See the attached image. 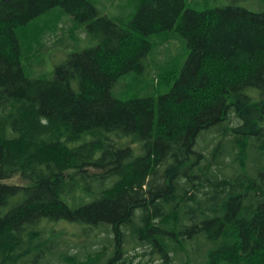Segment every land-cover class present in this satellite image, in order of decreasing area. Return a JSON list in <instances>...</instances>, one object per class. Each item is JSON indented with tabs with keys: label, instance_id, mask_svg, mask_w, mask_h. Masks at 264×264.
Here are the masks:
<instances>
[{
	"label": "trees",
	"instance_id": "obj_1",
	"mask_svg": "<svg viewBox=\"0 0 264 264\" xmlns=\"http://www.w3.org/2000/svg\"><path fill=\"white\" fill-rule=\"evenodd\" d=\"M131 2L0 0V264H264V10ZM58 9L96 43L29 76L22 30ZM171 33L162 89L114 96ZM65 223L107 235L69 254Z\"/></svg>",
	"mask_w": 264,
	"mask_h": 264
},
{
	"label": "rangeland",
	"instance_id": "obj_2",
	"mask_svg": "<svg viewBox=\"0 0 264 264\" xmlns=\"http://www.w3.org/2000/svg\"><path fill=\"white\" fill-rule=\"evenodd\" d=\"M91 1L100 12L112 18L127 17L133 11L131 0ZM226 4H237L257 12L264 10V0H186V7L197 9ZM73 22L74 20L70 15L58 9L49 24L41 21L40 23L30 24L22 30V64L29 76H51L55 66L62 64L71 53L96 43V40L87 35L84 26H76ZM151 41L153 47L144 61L143 72L138 75L128 74L121 77L113 86L112 94L117 98L124 100L157 93L162 89L159 84V74L162 67L165 69H179L184 64L187 49L184 41L179 36L171 33L166 39H163L159 35H153ZM167 74L170 73L167 72ZM213 136V133L208 134L210 139ZM133 147L135 152L139 150L137 144ZM59 228L57 237L59 240L68 241L69 248L67 252L69 254L82 253L81 249H84L83 245L86 244L90 251L97 249L102 243L101 238L107 235L104 232L98 233L99 231L95 229L86 232L83 226L75 223H65ZM90 242L94 245H90ZM138 251L143 252L144 249L139 247ZM127 253L131 254L134 251L128 248ZM159 262V260H153L150 264H158ZM52 264L67 263L55 258Z\"/></svg>",
	"mask_w": 264,
	"mask_h": 264
}]
</instances>
